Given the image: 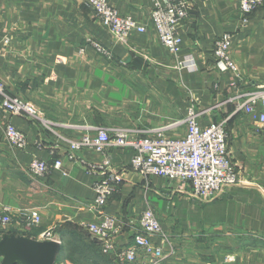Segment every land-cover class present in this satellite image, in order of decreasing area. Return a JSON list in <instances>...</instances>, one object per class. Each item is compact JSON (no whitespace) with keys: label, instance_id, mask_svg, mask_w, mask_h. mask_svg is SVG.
<instances>
[{"label":"crops","instance_id":"1","mask_svg":"<svg viewBox=\"0 0 264 264\" xmlns=\"http://www.w3.org/2000/svg\"><path fill=\"white\" fill-rule=\"evenodd\" d=\"M107 1L144 31L118 41L86 0H0V80L10 95L38 111L5 115L0 105V210L9 208L8 230L36 239L50 231L58 239L65 225L86 231L84 224L102 211L122 221L114 242L127 246L139 216L150 207L173 247L162 264H264V124L233 112L228 98L234 76L216 68L213 55L215 39L231 33L239 83L262 82L264 1L241 24L239 0H191L179 28V57L167 51L149 22L153 0ZM91 41L107 52L97 51ZM188 55L194 68H180L178 59ZM190 107L201 126L226 118L227 149L239 183L200 200L187 183L139 174L130 166V148L110 146L112 168L122 179L105 206H92L99 175L66 159L69 142L87 131L94 134L89 127L105 128L111 137L121 130L133 138L149 137L160 127L182 135ZM7 123L25 134V148L6 140ZM34 157L49 163L61 159L62 167L33 177L27 166ZM77 157L102 159L91 148ZM32 209L41 216L38 225L27 222ZM106 256L111 264H143Z\"/></svg>","mask_w":264,"mask_h":264},{"label":"built area","instance_id":"2","mask_svg":"<svg viewBox=\"0 0 264 264\" xmlns=\"http://www.w3.org/2000/svg\"><path fill=\"white\" fill-rule=\"evenodd\" d=\"M264 0H239L241 24L248 22V15L259 8ZM96 18L120 42H126L132 31L143 32L144 27L133 17L121 15L107 0H86ZM191 0H153L149 13V22L153 26L161 44L174 57H179L182 38L179 28L188 16ZM99 52L107 50L97 42L91 41ZM232 35L224 32L214 41L213 55L215 66L221 71H230L234 80L231 86L234 93L228 98L233 112H242L259 126L264 124V71L263 80L254 86L245 87L238 66L231 57ZM180 68H194L192 56L178 59ZM0 105L5 115H38V111L29 102L10 95L0 80ZM197 112L190 107L182 122L185 131L182 135L171 136L165 127L153 130V135L133 138L127 130H121L110 136L105 128L89 127V131L71 140L65 154L69 161L78 162L90 174L99 175L93 183L95 193L92 206L102 208L121 182V175L112 168L107 148H130V166L143 176H158L187 183L194 198L211 199L221 194L225 188L239 183L236 170L227 149L226 118L201 126L196 118ZM6 140L18 149L25 148V134L11 123L4 129ZM91 148L102 155L100 162H88L78 159L77 153ZM62 160L51 163L34 157L27 166V172L36 178L49 175L51 169L61 168ZM12 218L9 208L0 210V230L9 232ZM29 225H38L41 216L32 209L27 216ZM132 244L117 246L114 237L123 228L122 221L100 211L95 222L84 224L86 231L100 241L101 251L112 254L119 263L162 264L173 253L171 241L164 235L152 208H146L138 218ZM42 239L53 238L50 231L41 234ZM159 239V241H156Z\"/></svg>","mask_w":264,"mask_h":264},{"label":"water","instance_id":"3","mask_svg":"<svg viewBox=\"0 0 264 264\" xmlns=\"http://www.w3.org/2000/svg\"><path fill=\"white\" fill-rule=\"evenodd\" d=\"M58 239H36L25 234H0V264H56L61 252Z\"/></svg>","mask_w":264,"mask_h":264},{"label":"trees","instance_id":"4","mask_svg":"<svg viewBox=\"0 0 264 264\" xmlns=\"http://www.w3.org/2000/svg\"><path fill=\"white\" fill-rule=\"evenodd\" d=\"M9 232L19 233L16 231ZM58 232L60 236L58 239L61 241L62 249L57 260L66 257L71 258L75 263L80 262L85 264V261L80 257L82 249H88L99 257L101 253L106 255L101 251L100 241L83 230L80 226L65 225L63 228H60ZM69 237L70 239H68Z\"/></svg>","mask_w":264,"mask_h":264},{"label":"rangeland","instance_id":"5","mask_svg":"<svg viewBox=\"0 0 264 264\" xmlns=\"http://www.w3.org/2000/svg\"><path fill=\"white\" fill-rule=\"evenodd\" d=\"M70 239V237L68 238ZM81 259H83V261H85L86 263L89 264H111L112 261L108 260V257L106 255H103L102 253L99 256H96V254H93L90 250L88 249H82L81 251V255H80ZM59 264H83L80 262H76L73 261L71 258H66L65 257V262L62 263V260H59Z\"/></svg>","mask_w":264,"mask_h":264}]
</instances>
